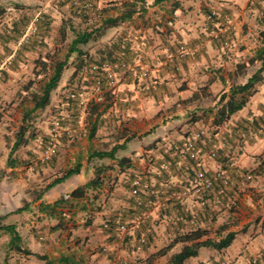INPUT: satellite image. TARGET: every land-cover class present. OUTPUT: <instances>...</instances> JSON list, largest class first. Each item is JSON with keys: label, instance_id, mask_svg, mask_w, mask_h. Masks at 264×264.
<instances>
[{"label": "crops", "instance_id": "obj_1", "mask_svg": "<svg viewBox=\"0 0 264 264\" xmlns=\"http://www.w3.org/2000/svg\"><path fill=\"white\" fill-rule=\"evenodd\" d=\"M64 1L69 5L67 0ZM79 7L86 9L85 28L81 33L90 34L81 54L93 57L98 64L103 62L102 58L111 56L127 66L116 71L115 93L106 94V105L88 101L85 118H78L76 125L66 126L69 130L78 128L72 130L73 134L64 135L56 155L48 163L38 166L37 174L54 173L53 178L34 180L33 187L24 182L19 197L26 202L25 211L14 214L21 208L11 209V195L8 192L0 194V217L5 216L4 221H8L5 225H15L22 240V250L49 260L65 257L75 264H80L79 247L83 244L88 259L85 264H136L129 254H132L137 234L143 233L146 236L143 248L150 249V253L155 247H169L165 252L168 260L163 262L166 264L172 255L190 244L184 239L190 233L184 231L181 223L173 226L171 220L174 217L186 219L194 211L195 204L191 198L184 201L167 199L169 194L162 191L161 182H176L187 166L196 165L197 170L214 172L229 170V163H234L238 172L258 170V180L252 182L253 192L257 194L249 191L240 194L244 191L240 187L243 186L242 177L237 171H230L234 190L227 198L236 211L230 213L220 226L210 223L205 231L211 228L213 232H204L200 240L208 239L215 231L220 234L218 239L234 233L233 243L219 253L231 264H248L250 255L264 252V195L259 193L264 187V166L260 162L261 158L264 161V138L249 137L246 141H239L230 131L235 128L254 131L264 121V76L245 107L227 121L215 123L230 90L245 84L259 67L258 63H255L256 67L242 66L260 46L264 0H82ZM128 10L133 11L130 17L119 20ZM112 20L118 21L108 25ZM104 29L110 35V38L105 37L106 40L101 37ZM94 37L100 43L96 47L89 44ZM179 46H184L188 54L167 60L166 53L174 52ZM254 47L252 54L250 50ZM247 55L248 59L242 60ZM91 82H87L86 88ZM222 95L226 96L224 101H220ZM48 133L49 130L44 145ZM197 133H202L197 144L204 150L212 147L218 139L225 142L216 160L204 159L197 165L184 155L173 159L165 155L166 150H174ZM113 148V158L91 156ZM163 159L170 161L168 173L159 169ZM76 167L79 168L77 174L46 189L63 172ZM136 176L149 183V190L142 197L143 203L149 204L145 208L146 219L134 236L126 238L127 242L109 245V252L100 256L96 251L95 237L91 236L98 229L89 220L95 217L96 221H109L112 224L108 230L111 231L118 219L131 222L139 216L135 200L130 195V181ZM94 179L97 180L95 188L85 190L80 196H70ZM29 190L35 196L33 205L28 197ZM61 199L66 201L56 206L53 213L43 210L44 205H53ZM208 199L207 210L198 216V220L210 218L217 202L222 206L226 202L223 196L213 193ZM75 216L82 217L79 233L85 228L90 234L86 244L84 239L81 244L75 246L71 242L69 245L73 236L69 240L59 236L64 231L60 226ZM41 220L50 222L46 226L45 244L35 243L27 234L31 227H40ZM20 228L25 230L24 236ZM8 243L9 238L4 245L0 244V264H45L34 255L24 253H16L15 258L6 260L3 250L9 251ZM202 250L203 247L196 257L183 264H212L210 258L214 255L205 257ZM148 257L138 264H146Z\"/></svg>", "mask_w": 264, "mask_h": 264}, {"label": "rangeland", "instance_id": "obj_2", "mask_svg": "<svg viewBox=\"0 0 264 264\" xmlns=\"http://www.w3.org/2000/svg\"><path fill=\"white\" fill-rule=\"evenodd\" d=\"M83 15L80 10H77L76 7H70L64 0H0V194L8 192L11 195V209L15 210L27 206L24 199L19 197L24 182L29 187H33L34 180L37 181L42 178L49 180L55 175L54 173L42 172L37 174L38 166L48 163L57 153L56 150L55 155L49 161L42 160V151L46 145H44L45 134L46 131H50L52 123L57 119L64 118L66 121H62V125L67 128L73 126V124L76 125L79 119L85 118L86 106L84 108L75 107L73 101L69 99L72 92H86L88 94L91 92L93 81H90L92 75L89 72V67L98 64L93 57L69 52L71 41L75 38L76 33H81L85 28ZM43 17L47 18L44 21L45 25L43 24L42 30H36L37 26L40 25L38 24L39 21ZM21 20L27 22V25L18 40H13L11 38L15 37V34L12 33L14 24L19 23ZM105 31L106 29L101 32L102 40H106L105 37L110 38V35H107ZM34 35L35 38L31 41ZM23 44H27V49L22 50L18 55ZM89 44L96 47L100 43L94 37ZM110 47L113 48L112 43H110ZM83 48H86V45L78 46L80 51ZM254 49L255 47L250 52L252 53ZM102 53L104 54L103 51ZM248 56L242 60L246 61ZM115 59L107 56L102 58L103 62L101 63H112ZM60 62H64L65 67L57 88L50 95L49 104L43 109L33 110V96L40 93L42 86L52 73V67ZM253 66L256 67L257 64ZM87 82H91L88 88H86ZM104 105H106V102ZM22 124L27 128L25 135L28 137L27 144L18 147L10 154L15 135ZM75 128H71V130H75ZM260 162L261 166H264L262 158ZM245 174H250L253 178L251 181L241 178L244 187H240L244 188V191H241L240 194H245L247 191L253 192L255 187H253L252 182H256L259 176L257 169H249V172ZM262 183L264 184V182ZM29 192L31 194L28 197L32 200L30 204L33 205L35 196L32 193L33 191L29 190ZM259 193L264 195V187ZM213 207L210 218L203 219L193 228L184 226V231L190 234L199 231L205 235V229L210 227V223L211 225L215 223L220 226L219 224H224L225 218L230 213L236 211L232 205L225 207L220 202L214 204ZM81 219L82 217L75 216V219H70L67 224L60 226L64 231L59 236L63 235L68 240L69 237L73 236V239L68 241L69 245L74 242L76 246L81 244L84 239L86 244L90 238V234L85 231V228L79 233V228L82 227ZM30 221H33L31 216ZM90 221L93 224L92 226L98 229L91 236L95 237L96 251L100 256H105L109 252V245H120L127 242V239L119 242L108 230L109 224H112L109 221L101 219L96 221L95 217ZM2 223L6 224L8 221L3 220ZM48 223L50 224L49 221L41 220L40 227L35 226L29 229L27 234L31 235L35 243L45 244L47 242L48 228L46 226ZM105 224L108 225V228L104 227ZM70 229L73 230L69 232ZM203 229L204 231H202ZM208 232L213 231L210 228L206 233ZM20 233L24 236L25 230L20 228ZM218 235L220 236L215 231L209 234L208 239H218ZM8 238L6 233L0 231V244L4 245ZM75 239H77L76 242ZM84 247V244L79 247L80 264H85L88 260L86 258L87 251L84 250ZM69 248L71 247L69 246ZM164 249H156L155 247V251L150 253L152 252L150 249L142 248L137 252L133 247L132 254L129 255L134 258L136 264L143 261L146 256H149L146 264H163L165 260H168L166 258L168 255L162 254ZM3 253L8 261L17 256L11 250L8 252L3 250ZM201 253L205 257L213 254L214 256L210 258L212 264H220L224 261L225 264H231L230 260L225 259L224 255L213 249L203 248Z\"/></svg>", "mask_w": 264, "mask_h": 264}, {"label": "built area", "instance_id": "obj_3", "mask_svg": "<svg viewBox=\"0 0 264 264\" xmlns=\"http://www.w3.org/2000/svg\"><path fill=\"white\" fill-rule=\"evenodd\" d=\"M37 21V19H36ZM188 54V50L184 46H179L174 52H167V60H174L175 58H182ZM127 64L122 61L116 60L112 63L93 64L89 67V72L92 75L93 85L91 92H72L69 95L70 100H74L79 108H84L88 101L96 104H104L106 102V94L113 95L115 93L116 85V71L125 69ZM253 121H251L252 123ZM50 128L46 145L42 151V160L49 161L56 153L57 145L60 138L64 135L73 134L72 130L62 126V120H55ZM75 131V130H74ZM230 134L237 135L239 141H246L249 137H262L264 138V121L260 122L254 131L241 130L239 128L232 129ZM202 136V133L195 134L192 138L184 140L174 150H166L165 155L170 159L178 155H184L189 162L199 165L202 160L210 159L216 160L218 153L225 147V142L218 139L212 147L204 150L198 146L197 142ZM196 166V165H195ZM195 166H187L186 171L181 174L176 182L165 180L161 182V188L164 193L169 194L167 199H175L184 201L188 198L194 200L195 208L192 214L186 219L181 217H174L171 220L172 225L181 223L189 228L196 227L199 222L198 216L203 215L208 207V196L212 193L217 196H224L226 202L225 207L231 205L229 197L234 188L231 182L230 171H237L234 163H229V170H217L214 172H206L204 170H197ZM159 169L161 172H170V161L163 159L160 162ZM238 175L246 181H251L252 176L237 171ZM217 186L215 189L214 187ZM215 189V190H214ZM149 190V183L141 176H136L130 181V195L134 198L137 205L141 204L140 196L145 195ZM145 207H149L145 205ZM146 219V211L136 216L131 222H122L117 220L114 227V236L119 242L126 240L128 236H134L138 226ZM108 228V225H104ZM146 243L145 234H139L134 243L135 251L139 252ZM248 264H264V252H258L248 257Z\"/></svg>", "mask_w": 264, "mask_h": 264}, {"label": "trees", "instance_id": "obj_4", "mask_svg": "<svg viewBox=\"0 0 264 264\" xmlns=\"http://www.w3.org/2000/svg\"><path fill=\"white\" fill-rule=\"evenodd\" d=\"M158 1H161V0H158ZM67 2H69L70 7H76L77 10H80V12L84 14V11L86 9L79 7V5H81V3H82V0H67ZM76 5H78V6H76ZM132 13H133V11L128 10L124 14H122L118 19L123 20L125 18H128V17H130V15ZM212 18H213V16L210 15V19H212ZM46 19L47 18L43 17L39 21L38 24H40V25L37 26L36 30H38V29H39V31L42 30L43 24L45 25L44 21ZM116 21H118V20L109 21L108 25H111L112 23H114ZM26 25H27V22H22V20L19 21V23H15L13 30H12V33L15 34V37H13L11 39L18 40L23 29L26 27ZM46 25H47V23H46ZM259 37H260L259 48L255 51L254 56L248 60L247 64L245 66L244 65L242 66V67H247V66H252L255 63H259V67L256 70V72L247 80V82L245 84L235 86L230 90L228 100L224 103V105L218 111V114H217L218 116H217V120L215 123L216 125L227 121L231 115H233L234 113L240 111L243 107H245L246 103L248 102L249 97H251L256 92V89H255L256 85L263 81V76H264V29L259 33ZM34 38H35V35L31 38V41ZM89 38H90V34L76 33L75 38L71 41L69 52L70 53H76L77 55L81 54V51L78 49V46L86 44L88 42ZM24 49H27V44L22 45L20 51L18 52V55ZM99 64H102V63H99ZM64 67H65L64 62L57 63L52 67V73L49 76V78L47 79V81L44 83V85L42 86L40 93L34 95L32 98L33 105H34L33 110L43 109L49 104L50 95L57 88L58 83L61 79V75H62V71H63ZM225 97H226L225 95H222L220 101H224ZM71 101H73V104L75 105V107H77L76 101H74V100H71ZM93 130H94V128H93ZM26 133H27V128L25 126H23V124H22V126H20V128L18 129V131L15 135V141H14V144L11 148L10 154L14 150H16L18 147L24 145L27 142L28 137L25 136ZM93 133H94V131H92L90 137L93 136ZM114 152H115V148L111 149L109 152H95L91 156L96 157V158H113ZM78 171H79L78 167L66 170L65 172L62 173V175L60 177L55 178L51 183H49L46 186V189H50V188L54 187L55 185L62 183L65 179L69 178L70 176H72L74 174H77ZM96 186H97V180L94 179V180L88 182L87 184H85L83 187L78 188L75 191H73L70 194V196L83 195L85 190L90 189V188H95ZM214 188L216 189L217 186H215ZM142 197H144V196L143 195L140 196V201H141L140 205H137L135 202L136 209H138V213H139L138 215H140L146 211L145 202L143 203ZM65 201L66 200L61 199V200L56 201L53 205H44L42 208L44 211H51L53 213L55 211L54 210L55 207L63 204ZM25 209L26 208L23 207L21 209L15 210L13 213L18 214V213L25 211ZM4 218H5V216L0 217V231H3L4 233L8 234V236H9V243H8L9 250L14 251L15 253H24L25 255H34L27 250L21 249V241L22 240H21L19 233L16 230L15 225L3 224L2 221L4 220ZM120 220L123 222L122 219H120ZM111 232L114 235V230H111ZM137 236H139V234H137ZM202 236H203V234L199 231H196V232H193L191 234L186 235L184 237V239H185V241L190 242V244L183 246V248L180 250L179 253L172 255L166 264H183L188 259L196 257L198 254V250L202 247L203 248H210V249H213V250L218 251V252L222 251V250L230 247V245L233 243L234 238H235L234 233H228L224 237H222L218 240H209V239L200 240L202 238ZM168 249H169V247H168ZM168 249L165 248L164 252H162V254L163 253L165 254L166 250H168ZM161 251H163V250H161ZM34 256L37 257V259L44 261L45 264H75L74 262H72L71 260H69L68 258H65V257H61L58 260H49L45 256H38V255H34Z\"/></svg>", "mask_w": 264, "mask_h": 264}]
</instances>
